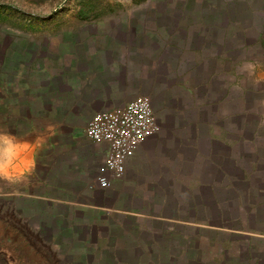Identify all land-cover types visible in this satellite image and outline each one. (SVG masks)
I'll return each mask as SVG.
<instances>
[{"label":"crops","instance_id":"obj_1","mask_svg":"<svg viewBox=\"0 0 264 264\" xmlns=\"http://www.w3.org/2000/svg\"><path fill=\"white\" fill-rule=\"evenodd\" d=\"M182 1L0 56V209L15 231L77 264H264V0ZM141 97L159 131L104 186L109 146L86 128Z\"/></svg>","mask_w":264,"mask_h":264},{"label":"rangeland","instance_id":"obj_2","mask_svg":"<svg viewBox=\"0 0 264 264\" xmlns=\"http://www.w3.org/2000/svg\"><path fill=\"white\" fill-rule=\"evenodd\" d=\"M166 4L180 7L183 1L0 0V56H38L41 44L77 36L80 30H95L111 22L156 20L159 7ZM251 100L257 104L258 96L251 95ZM252 109L250 129L256 126L258 115ZM17 225L10 218L3 220L0 209V264H77L84 260L79 253L50 251V246L26 228L15 231ZM85 256L89 261L92 259L88 264H95V252Z\"/></svg>","mask_w":264,"mask_h":264},{"label":"built area","instance_id":"obj_3","mask_svg":"<svg viewBox=\"0 0 264 264\" xmlns=\"http://www.w3.org/2000/svg\"><path fill=\"white\" fill-rule=\"evenodd\" d=\"M158 131L149 98L141 97L123 108L97 113L85 134L91 142L109 146V154L101 169V183L107 186L111 177L123 176L127 160L134 156L145 139Z\"/></svg>","mask_w":264,"mask_h":264},{"label":"trees","instance_id":"obj_4","mask_svg":"<svg viewBox=\"0 0 264 264\" xmlns=\"http://www.w3.org/2000/svg\"><path fill=\"white\" fill-rule=\"evenodd\" d=\"M264 231V230H263Z\"/></svg>","mask_w":264,"mask_h":264}]
</instances>
